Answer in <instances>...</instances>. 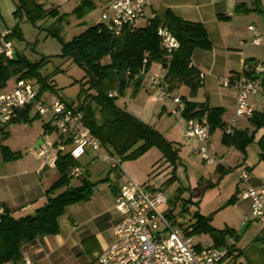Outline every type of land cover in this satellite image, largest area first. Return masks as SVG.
Masks as SVG:
<instances>
[{"label": "crops", "instance_id": "crops-1", "mask_svg": "<svg viewBox=\"0 0 264 264\" xmlns=\"http://www.w3.org/2000/svg\"><path fill=\"white\" fill-rule=\"evenodd\" d=\"M103 1L108 6V0ZM4 4L6 6V9L3 10L4 12H2L0 6V25L13 30L16 20L12 15L18 8V0H5ZM260 4H262L261 0H154L148 12V17L145 18L148 23L149 18H162L165 12L171 9L177 16L185 20L205 25L212 42V49H197L193 54L192 64L203 72L204 75L206 74L204 86L206 85L208 75L211 77L208 84L213 85L215 83L219 87L215 88L213 98L209 94L202 100H199L201 88L196 97H191L189 88L183 85H178L173 91L176 94L180 92V96H185L191 101L200 104L206 103L210 108L223 109L224 115L222 116V121L224 127L231 123L235 115L238 93L235 88L224 87L223 80L248 70L252 64H248L247 62L256 60V63H261L256 55L251 56L250 53L239 52L241 48L238 49L237 45L235 46L237 44L235 38L239 35L237 24L240 20L250 18L253 16L252 13L259 11ZM134 27H137L136 24ZM250 33L254 40V34L251 31ZM263 43L262 39L260 45H255L254 43L253 45L260 47ZM155 66L159 67V70L155 74H165V71L159 64H153L149 71V76L153 75ZM145 78L146 76L143 77L141 89ZM12 79L14 80L13 82H11ZM11 80L5 89L0 90L1 92L10 91L14 87L17 78L13 77ZM40 97L42 98V95ZM261 99L262 97L259 92L250 98V102L256 112H264L263 101L259 102L263 104V109L260 110L258 105V101ZM154 100L158 104H162L161 113H164L167 110L166 104L160 103L156 99ZM124 109L127 110L126 108ZM31 110L29 109L28 112ZM130 113L135 115L133 112ZM19 115L20 113L17 114L16 118H19ZM16 118L15 121L17 120ZM137 118L141 119L140 117ZM22 123V121L13 122L6 129L0 125V202L4 203L11 212H15L19 216L34 213L36 209L43 206L46 202V191L59 179L56 161L51 159L53 158V150L50 151V144L45 140L47 132L37 137L32 136L29 139L27 136L23 145L20 146H15L11 141L13 136L23 126ZM183 124L185 130V118L183 119ZM151 126L158 129L156 125ZM239 127L240 130H248L250 135L254 134L255 141L247 147L246 152H242L235 146L224 143V129H218L211 134L208 144L209 150L211 153L222 158V162L208 164L204 161L200 163L201 159L199 160L197 170H199L201 175H199V178L196 177L198 178L197 180H193V183L197 184L198 187L195 184V187H193L191 184L189 168L186 164V162H190V158L184 157V150L182 148L178 149L174 146L179 155L175 170L176 179L184 181L186 186L181 185L184 188V192L180 197L178 195V191L180 190V186L177 187L178 183L173 184V182L171 187L176 188L173 194L175 198H201L199 204H203L204 198L211 195V190H215L223 183L229 182L232 188L229 200L231 201L232 198H235V201L228 205L230 202L228 200V203L226 202L220 207L212 209V212L220 211L224 206L242 209L245 225L253 221L263 224L262 228L254 231L256 240H258L264 233V220L258 221L250 216L251 201L242 199L241 193L247 185L259 187L264 182V160L260 157L261 150L258 144L264 135V129L257 130L251 120L245 118L239 120ZM41 142L43 144L39 147H46L49 153L46 157L37 158L31 150L37 148ZM186 142L189 144L191 153L195 156L199 155L197 150L201 145L200 142L195 139L187 140ZM253 144L257 145L260 150L258 158L251 157L249 153ZM4 146L10 148L12 151L20 152L22 156L12 161L5 160L2 153ZM107 152L110 153V151ZM87 155L88 151L84 156ZM185 158H187V161ZM143 163L150 170L148 171V178L141 181L134 170L138 169L136 167ZM122 167L123 170L116 173L115 179L109 174L94 182L98 183V185L89 201L76 203L66 209L65 214L59 219L60 231L58 234L46 236L24 246L22 250L23 258L16 264H99L98 258L101 253L115 242V226L124 219V214L117 209V197L110 186L112 184L116 185L117 182L123 185L128 178H131L141 182L145 187L152 189L159 188L167 193L162 186L156 187L150 180L155 177L162 179V184H166L171 179L175 168L163 158L162 153L156 148L151 149L137 160L123 161ZM86 171L91 179V172L87 168ZM99 171L97 172L99 173ZM244 172L251 174V178L246 182L241 179V175ZM213 178L216 181H212ZM167 196L171 198L170 193ZM166 205H164V210L166 209ZM200 214H202L201 211ZM226 229L236 230L234 226H228ZM239 231H237L239 235L238 248L234 257H237L243 250V237ZM214 244L216 245L215 242Z\"/></svg>", "mask_w": 264, "mask_h": 264}, {"label": "trees", "instance_id": "trees-1", "mask_svg": "<svg viewBox=\"0 0 264 264\" xmlns=\"http://www.w3.org/2000/svg\"><path fill=\"white\" fill-rule=\"evenodd\" d=\"M41 1L18 0L15 14L24 12L29 21L35 22L56 13V10L46 11ZM96 6V0H80L74 15L83 16ZM160 26H165L171 31L180 43L179 49L168 51L162 46L157 34ZM50 34L56 36V30L52 29ZM18 35H20L19 29L14 28L11 39ZM197 49H212L207 28L202 23L177 16L171 9H168L162 18L149 20L145 27L126 28L118 37H113L106 30L105 24L100 22L75 36L71 41H62L61 56L73 60L86 72L85 84L89 85V89L81 102L74 104L84 112L85 125L91 130L92 135L106 151L118 156L122 162L137 160L151 149H158L163 158L175 167L167 184L176 180L178 151L158 129L120 107L116 102L117 98H110L108 94L110 91L118 90L121 96L130 86H134L135 92H139L144 77L141 71L145 69V72H149L153 64H159L165 71V81L171 90L183 85L189 88L191 97H196L202 86L200 78L203 73L192 64L193 54ZM15 54V58L0 57V90L5 89L11 78L16 77L18 80L36 79L40 83L39 96L49 89L57 91L54 85L49 84V78L41 74V69L48 62L46 58L32 62L18 52ZM247 63L252 65L242 73L251 76L256 63L252 61ZM183 99L186 104L182 114L185 120L202 117L208 113L210 133L213 134L218 129L225 131L222 121L223 109L210 108L206 103L200 104L185 96ZM28 110L19 111L20 115L16 121H27ZM251 122L257 130L264 129V112L255 111ZM46 128L50 129V127ZM254 141V134L250 135L248 130H238L233 135H228L226 132L224 134V143L235 146L242 152H246L247 147ZM258 144L261 150L260 157L264 160V135ZM2 153L7 161L22 156L20 152L12 151L5 146L2 148ZM55 164L59 179L46 191L45 204L34 213L22 216L10 211L0 221V264H16L21 261L24 246L59 233V219L69 206L92 198L98 183L91 181L86 168L79 160L65 151L59 152ZM76 167L83 169L79 178H74L72 175ZM74 179L80 182L72 185ZM110 187L117 196L118 187L113 184ZM182 193L181 190L178 191L179 197ZM234 201L235 198H232L228 205ZM196 217L197 223L193 225L194 234L209 232L218 247L223 245L228 235L235 236L239 241L236 230H218L211 225V217L199 212Z\"/></svg>", "mask_w": 264, "mask_h": 264}, {"label": "built area", "instance_id": "built-area-1", "mask_svg": "<svg viewBox=\"0 0 264 264\" xmlns=\"http://www.w3.org/2000/svg\"><path fill=\"white\" fill-rule=\"evenodd\" d=\"M154 0H108V6L102 14V23L106 30L113 36H120L128 27L135 26L140 19L148 17V12ZM154 17L149 18V20ZM254 34L253 43L260 45L262 34L255 26H249ZM157 34L162 46L173 51L180 48L179 41L171 31L160 26ZM12 30L0 25V57L12 58L15 54L11 39ZM146 63V61H145ZM143 76H149L145 69L141 71ZM264 66L257 63L252 75H233L223 80L226 88L237 90L236 110L231 123L225 126V132L233 135L240 130L239 120L242 118L251 120L255 115V109L250 98L257 94L262 87ZM204 73L200 82L204 84ZM138 77H136L137 79ZM151 85L159 90L158 102L164 103L171 100L174 114L186 109L182 96L171 90L162 73L149 76ZM110 98L120 96L118 90L110 91ZM36 109L39 116L51 115L53 117V129L58 134V141L53 145V158L56 161L59 152H70L74 159L79 160L88 150L94 151L100 159L119 172L123 170L121 159L107 152L101 143L92 135L91 130L85 125V115L75 104H68L63 100L51 97L43 99L33 83L25 79H17L14 87L7 92L0 91V125L8 128L21 110ZM185 138L197 140L200 147L197 153L204 162L215 164L222 162V158L210 153L208 144L210 141V125L208 113L202 117L186 120ZM37 158L46 157L49 153L46 147H37L31 150ZM83 173L81 167H76L72 175L79 178ZM251 174L244 172L241 179L246 182ZM116 196L117 209L124 214L122 222L114 228L115 242L107 247L99 256V264H229L236 255L238 241L233 235L225 238L223 245L214 243H193L194 227L185 219L183 221H171L169 214L161 211V206L168 203V196L159 188L145 187L141 182L128 178L120 185ZM241 198L251 201L250 216L259 221L264 220V182L261 186L247 185L241 193ZM10 210L0 202V221ZM178 227H175V225ZM13 264V263H11Z\"/></svg>", "mask_w": 264, "mask_h": 264}, {"label": "rangeland", "instance_id": "rangeland-1", "mask_svg": "<svg viewBox=\"0 0 264 264\" xmlns=\"http://www.w3.org/2000/svg\"><path fill=\"white\" fill-rule=\"evenodd\" d=\"M261 1L262 4L259 5V11L252 13L253 16L250 18L240 20L237 24L239 35L235 38L237 43L235 46L237 45L236 47H238V49L241 48L239 52L244 51L247 54L250 53L251 56L256 55V57H258L257 59L261 62L260 64L264 66V43L260 47L253 45V37L248 30L250 25L255 26L258 32L262 34L264 42V0ZM4 2L5 0H0L2 12L6 9ZM79 2L80 0H42L41 3H43V7L46 11L56 10V13L35 22L29 21L24 12H20L19 14L14 13L12 15L16 20V24L13 28H18L20 33V35L12 40L14 51L27 56L32 62L41 61L42 58L48 60L46 65L41 69V74L49 78V84L54 85L57 91L49 89L43 92V99L54 97L68 104L80 103L89 89V85L85 84L86 72L84 68L74 63L73 60L61 56L62 41H71L75 36L83 33L89 27L102 22V14L107 8V3L103 0H96V7L85 15L77 17L74 15V11L78 7ZM146 23L147 21L145 19H140L136 22V26L143 27ZM3 27L6 28V26ZM52 29L56 30V36L50 34ZM234 52H236V50H234ZM255 61L256 60H252L253 63H256ZM158 70L159 67L155 66L153 74ZM210 78L211 77L207 75L206 85H203L199 92V100L206 98L209 94L212 98L214 97L218 85L215 83L209 85L208 81ZM13 81L12 79L11 82ZM28 81L35 85L37 91H40V83H38L36 79H28ZM159 94V90L151 85L149 76L147 75L142 89H140L139 92H135V87L130 86L126 88L124 94L117 98L116 102L120 107L126 108L137 117H140L145 123L156 125L164 137L169 142H172L173 146L184 150V157L190 158V160L188 159L190 162H186L187 158H185V162L189 168L191 184L195 187L193 180H197L199 175H201L199 170H197V166L200 159V163L203 162L202 157L200 155L195 156L191 153L189 144L184 138V117L181 113H173L174 107L171 100H166L164 102L167 106V110L161 113L162 104H158L154 100H157ZM177 94L180 95V92ZM259 94L262 97V99L258 101L261 110L263 109V104L259 102L263 101L264 103L263 88L259 91ZM29 113V119L25 122L22 121L23 126L13 136L11 141L15 146H20L23 145L27 136L29 139L32 136L37 137L47 132L45 140L50 144V151H54L53 145L58 141V134L53 129V117L51 115L39 116L35 108ZM46 127H50V129L47 130ZM259 152L260 150L257 145H251L249 151L251 157L258 158ZM211 154L214 155V153ZM80 163L91 172V180L93 182H97L99 179L109 174L115 179V175L118 173L112 170L111 167L103 162L92 150H88V155L84 156ZM136 168L138 169L134 171L141 181L148 178V171L150 170L148 166L146 167L143 163ZM98 170H100L99 173L97 172ZM183 176L185 177L184 174ZM212 181H216V179L213 178ZM79 182L80 181L77 179H74L72 185H76ZM150 182L156 187L162 186L166 190L167 195L170 193L171 198H168L169 202L166 205V209L164 210V206H161L160 210L169 214L168 217L171 221H176L177 223L185 219L189 224L195 225L197 223V213L201 211L203 215L211 217V225L218 230L226 229L228 226H234L237 231L240 230L239 233L243 237V250L237 257L235 256L231 259L229 264H264V233L258 240H256L254 235V231L262 228L263 224L257 221H253L249 224L248 221H246L248 224L245 225V219L244 216H242L243 210L234 209L233 206H224L222 210L215 213L212 212L215 208L220 207L226 202L228 203L232 189L229 182H225L219 188L211 190V195L204 198L203 204H199L201 198H175L173 194L176 188L171 187L172 183L167 184L166 182V184H162V179H157L155 177L150 180ZM175 183H178L177 187L180 186L179 189L184 192V188L181 187V185L184 187L186 186L184 181L176 179L173 184ZM195 185L198 187L197 184ZM175 227H178V224L177 226L175 225ZM193 239L194 244L215 242L209 232L196 233L193 235Z\"/></svg>", "mask_w": 264, "mask_h": 264}, {"label": "water", "instance_id": "water-1", "mask_svg": "<svg viewBox=\"0 0 264 264\" xmlns=\"http://www.w3.org/2000/svg\"><path fill=\"white\" fill-rule=\"evenodd\" d=\"M15 57H16V54H14L12 58H15ZM262 87H263V89H264V78H263V81H262ZM42 144H43V142H41L40 144H38V147H39L40 145H42Z\"/></svg>", "mask_w": 264, "mask_h": 264}]
</instances>
